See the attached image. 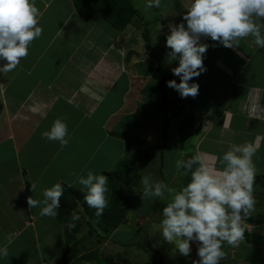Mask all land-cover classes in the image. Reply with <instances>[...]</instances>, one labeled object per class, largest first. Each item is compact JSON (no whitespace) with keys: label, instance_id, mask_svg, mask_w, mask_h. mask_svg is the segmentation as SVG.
I'll return each instance as SVG.
<instances>
[{"label":"crops","instance_id":"crops-1","mask_svg":"<svg viewBox=\"0 0 264 264\" xmlns=\"http://www.w3.org/2000/svg\"><path fill=\"white\" fill-rule=\"evenodd\" d=\"M34 4L40 12L38 19L46 16L49 23V35L43 38L46 42L37 47L33 40L25 56L26 64H21L22 58L11 72L0 74V111L12 118L6 126H0V146L11 143L15 157V169L0 176V245L7 246L9 253L0 258V264H101L97 257H81L98 251V256L112 259L111 262L129 264L133 262L132 254L148 244L156 254L164 247L166 252L173 247L181 262L191 264L197 259L196 242H191L188 257L164 242L161 235L159 243L152 242L156 239L153 237H158L150 233L152 225L159 221L161 209L170 197L165 193L163 198H150L148 209L142 208L145 198L141 195V180L147 177L152 184L179 189L183 187L185 171L183 163L179 168L176 165L184 161L186 153L194 157L201 152L210 163L215 157L216 167H223V153L231 144L244 142L256 146V175L264 173V48H258L251 35L241 38L233 48L202 37L201 42L209 47L203 59L206 71L193 78L199 84L198 94L180 101L175 89L166 87L169 121L162 147L164 114L155 59L145 47L137 54L129 50L130 46H115L119 43L115 29L98 27L99 16L81 17L72 0H34ZM256 22L264 25V20ZM47 29L42 26V31ZM261 32L264 34V28ZM95 33L106 36L103 44L95 41L100 37L93 38ZM56 40L58 45L53 46ZM166 50L162 63L172 73L171 68L178 61H170V49ZM3 63L0 60V65ZM171 79L176 78L172 75ZM176 80L179 82V78ZM187 114L195 116L194 126L187 128L188 135L181 141L177 133ZM57 118L68 127L70 139L64 147L41 135ZM111 131L126 135L113 136ZM34 135V144L28 150L27 144L32 143ZM40 152L45 155L44 168L39 165ZM122 157L136 168L131 179L123 183L131 202L125 221L108 229L92 250L82 249V245L91 242L90 237L75 239L78 250L70 259L75 261L65 263L66 224L48 216L41 221L39 208L30 209L27 198L36 192L35 197L42 199L43 189L57 182L82 190L79 176H86L88 171H110ZM67 163L72 174L68 176V172L65 178ZM253 194L254 211L243 222L248 237L236 247L225 244L223 261L264 264V190ZM79 208L80 204L74 210ZM90 224L92 227L87 230L95 234L103 231L95 223ZM80 227L78 231L83 230ZM37 231L43 234L39 238ZM9 235L13 237L11 242Z\"/></svg>","mask_w":264,"mask_h":264},{"label":"clouds","instance_id":"clouds-1","mask_svg":"<svg viewBox=\"0 0 264 264\" xmlns=\"http://www.w3.org/2000/svg\"><path fill=\"white\" fill-rule=\"evenodd\" d=\"M161 0H145V7L159 6ZM40 12L34 0H0V74L11 72L28 55L33 40L42 34L39 26ZM264 0H188L182 21L169 24L166 47L170 49V61H178L171 68L176 79L166 83L182 98L195 97L199 84L193 78L206 71L204 55L209 45L202 37L218 41L227 48L238 46L241 38L251 35L258 48H264ZM215 47V45H213ZM156 66V60H155ZM48 140L58 141L61 147L69 143L70 136L64 120L57 118L48 130L41 133ZM257 148L250 142L233 143L221 157L223 167H216L215 157L210 163L197 152L185 167L193 163L198 167L190 173V179L179 189L163 183H150L142 178V198H163L169 194L161 209L160 219L153 223L152 232H159L164 242L184 257L190 256L191 242L197 243L196 256L191 264H220L226 253L224 245L236 247L245 238V218H250L255 208L254 180L256 169L253 156ZM183 162H177L179 168ZM78 182L85 192L84 201L95 208L100 217L108 206V177L88 171L79 176ZM71 186V185H69ZM33 186L32 191H34ZM64 193L63 185L55 183L43 189L42 199L27 198L30 209L39 208L40 216L55 218ZM80 219L71 215L69 230ZM12 236L7 237L11 242ZM8 248L0 245V258L8 256Z\"/></svg>","mask_w":264,"mask_h":264},{"label":"trees","instance_id":"trees-1","mask_svg":"<svg viewBox=\"0 0 264 264\" xmlns=\"http://www.w3.org/2000/svg\"><path fill=\"white\" fill-rule=\"evenodd\" d=\"M72 2L76 12L81 17L90 18L94 15L99 16L100 18H103L107 22V24H109L115 30H123L124 27L133 20V18L139 19V21L142 23L141 34L144 47L147 50L148 55L152 56V58L156 60L154 72L158 78V90L160 94V101L162 104V112L164 114L162 128V135L164 138V142L162 143L163 147L166 137L165 131L169 121V101L166 91V82L172 77L171 73L166 71L162 63V58L166 54V49L155 48L154 44L151 42L150 30L146 25L143 17L141 16L140 11L132 4L131 0H72ZM176 95L178 100L182 101L184 99L179 95L177 91ZM194 121L195 116L193 114H187L182 118L177 133V136L181 141H183L188 135L187 128L194 126ZM195 131H198V126L196 127ZM110 134L120 137L126 135L125 133L114 131H111ZM192 159L193 157L191 156V154H185L182 164V168L185 171L183 186L186 185V183L190 179L191 171L198 167V163H193L191 168L185 167V164H187V162L191 161ZM135 169L136 168L130 163V161L123 159L118 161L112 170H104L101 172V174H104L108 177L107 187L109 189L110 198L107 208L104 210L100 217H97L95 215V208H90L84 201L85 192L83 190H79L77 188L69 186L64 182L61 183L64 188V193L60 198V207L57 210L58 214L55 218L59 222L66 224L64 228V238L68 247L63 253V261L65 263H68L71 258H74L78 250L76 248L77 240H75L74 234L79 230L80 221L78 220L76 222L75 228L71 230H69L67 226L71 220L72 213H82V216L88 217L86 218V220H89L88 225L90 226V229L92 227L90 223H95L103 230L101 233H96V235L98 234L99 237H105L108 229L117 227L126 219L125 213L127 209L130 208L131 202L124 192L123 183L126 181V179H131ZM253 188L254 193L258 192L260 189L264 190V173L255 175ZM78 204H80V208L78 209V211L74 210ZM90 229L89 232L92 233L91 231L93 230ZM244 237H248L246 229ZM81 257L87 259H90L91 257H97L98 262L101 264H118L117 262H111L109 258L98 256L96 252H88L81 255ZM70 261L74 262L75 259H72Z\"/></svg>","mask_w":264,"mask_h":264},{"label":"rangeland","instance_id":"rangeland-1","mask_svg":"<svg viewBox=\"0 0 264 264\" xmlns=\"http://www.w3.org/2000/svg\"><path fill=\"white\" fill-rule=\"evenodd\" d=\"M131 2L140 11L141 16L143 17L146 25L148 26V28L150 30L151 42L154 44L155 48L156 49H159V48L168 49L166 47L165 41H166V36L169 32V24H178V23L183 22L182 21V15L186 11V8L184 7V5L188 4V0H180V2H178L177 0H161L159 6L151 7V8L145 7V0H131ZM45 19H47L46 16H44L43 19L39 20V26L42 25L44 28L49 29L50 28L49 23H47V20H45ZM97 22H98L97 23L98 27L107 26V28H109V30L112 29V27L109 24H107V22L103 18H100ZM48 29H47V32H44L46 30L42 31L41 36L39 38L35 39V45L37 47L45 44L46 41L44 42L43 38L46 39V36L48 37V35H49ZM141 29H142V23L139 21V19L133 18V20L130 23H128L124 27L123 30H115L117 32V42L120 43V44L115 43V46L126 47V48H128V46H130L129 48H131V49H129V50L132 51L133 53H137V54L143 52L142 50L144 49V44H143ZM43 32H44V34H43ZM97 35H99V34L93 35V38L100 36L99 38L95 39V41L96 42L100 41V43L103 44L105 41L104 37H106V36L105 35L97 36ZM56 42H57V40L55 41V43ZM55 43L53 46L58 45V43H56V44ZM141 46H142V48H141ZM122 51H124V50H122ZM125 52H127V51H125ZM158 54H159V52H158ZM165 55L163 56V58L165 57ZM150 57L152 58V56H150ZM23 58L24 59L21 62V64L23 63V65H25L26 64V62H25L26 58L25 57H23ZM171 75H173V73H171ZM23 78H25V77L20 76V79H23ZM175 78L178 79L179 77L175 76ZM25 79H27V78H25ZM25 79L23 81H25ZM169 93H170V91H169ZM7 117H8V113H5V115H4V113L2 114V112L0 111V126L2 124H3V126H6L7 122L12 119L11 117H9L10 119ZM35 136L36 135H34L32 138V143L27 144L28 150L31 148V144L32 145L34 144V141L36 138ZM85 143H86V140H85ZM89 144L90 143L87 142V145H89ZM25 152H27V151H25ZM37 153H39V152H36V154ZM40 155H41V157H40L39 161H42V163L39 165H42V167L44 168V163H45L44 157H45V155L42 152H40ZM58 159H59L58 155H55V162L56 163L59 162ZM119 159L123 160V157L119 158ZM52 161H54V160H52ZM69 161H71V160H69ZM14 162H15V157H13L12 144L7 142L4 145H1L0 146V176H2V174L7 170L10 171V170L15 169ZM23 163H25V161H23ZM39 165H37L36 167H38ZM65 168H66V175L65 174H63V175H65V178H68V176H70L72 174L71 173L72 169L69 168L68 163L66 164ZM168 168H171V167H168ZM68 172H70V173L67 176ZM5 175L6 174H4L3 176H5ZM159 178L160 177H157L158 181H159ZM172 185H173V187H175V184H172ZM10 189L12 190V188H10ZM34 194H33V197L35 199H37L35 197L37 195V193L35 192ZM108 194L109 193L107 192V194H106L107 200H108V196H109ZM148 204H149V198H145L142 201V208L144 206L145 209H148V207H147ZM77 214L80 217V219H79L80 226L82 223V226L80 227V229L82 228L83 230L82 231L80 230L81 232L78 231L74 234L75 239L84 240V239H87L88 237H90L91 242H88V243H85V245H82V249L85 251L86 250L87 251L92 250V248H91V247H93L92 245H94L95 243H98L100 241V239L103 237H101V236L99 237L98 234L96 235L92 231H91L92 233L88 232L89 230H87V228L89 226L88 225L89 220H86V218H88V217L82 216V213H80V214L77 213ZM155 216H159V215L156 214ZM44 219H45V216H43V217L40 216L41 221ZM53 225L56 226L55 223H53ZM54 231H56V230L54 229ZM99 232L101 233L102 231H99ZM150 233H153V234L155 233L156 235H158V237H153V239L156 238L155 240H152V239H150V240H152V242L154 244L156 242L159 243L158 239H160V233L159 232H152V231H150ZM37 234H38L37 238H39L40 236L43 235L39 231H37ZM76 235L78 236V238L76 237ZM19 236H21V235H19ZM119 237H121V236L119 235ZM132 237L135 238L134 235H132ZM18 239H21V237H19ZM169 245L172 246V244H169ZM94 250L98 251L99 248H95ZM165 250H166V248L164 247V249L162 251H160L161 253L158 252L156 254L154 252V249H152V247L150 248L149 244H148V247L146 246L145 248L142 249V251H139L138 253L132 254L131 257L133 259V262L129 263V264H188L186 261H182V262L180 261V258L173 253V247H171V249H170L171 251L169 250V252H166ZM97 254H101L100 251H98ZM161 255L164 256L166 261L163 260V257ZM181 258H182V256H181ZM223 260L224 259L221 260L220 264H235L234 261H227L226 262ZM111 261H112V259H111Z\"/></svg>","mask_w":264,"mask_h":264}]
</instances>
